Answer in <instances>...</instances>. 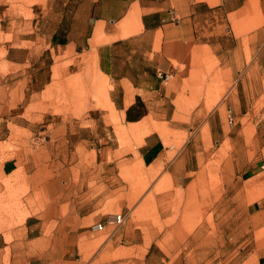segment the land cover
I'll use <instances>...</instances> for the list:
<instances>
[{
	"label": "crops",
	"instance_id": "obj_1",
	"mask_svg": "<svg viewBox=\"0 0 264 264\" xmlns=\"http://www.w3.org/2000/svg\"><path fill=\"white\" fill-rule=\"evenodd\" d=\"M51 5L59 19L53 22L49 43L66 54H88L90 74L100 79L103 90L107 85L103 101L115 114L111 118L117 116L126 135L139 136L131 139L118 165L145 169L148 180L161 172L182 182L188 161L179 157L177 139L196 118L203 119L219 145L233 139L225 125L231 129L236 120L246 119L254 125L248 149L264 156V111L254 110L264 101V0H52ZM49 20L45 15L37 19L39 34L46 35ZM77 21L79 26L71 24ZM228 109L233 127L227 124ZM246 129L240 127L235 138L244 140ZM12 134L10 124L0 118V190L30 184L37 201L29 204L20 197L13 210L27 215L13 220L14 243L3 241L0 247L9 248L10 261L20 250L25 264H188V256L193 264H204L197 230L166 246L150 243L142 250L140 244L124 245L119 228L107 231L116 228L107 223L114 213L102 211L105 202L92 201L90 190L84 212L76 207L65 212L63 204L46 207L44 176L28 168ZM120 149L119 144L114 148ZM242 177L231 197L242 199L241 213L245 220L251 218L250 229L264 231V163L249 166ZM97 223L104 228L92 230ZM102 231H107L104 239ZM94 244L88 257L84 248ZM260 247L258 261L264 258V237Z\"/></svg>",
	"mask_w": 264,
	"mask_h": 264
},
{
	"label": "rangeland",
	"instance_id": "obj_2",
	"mask_svg": "<svg viewBox=\"0 0 264 264\" xmlns=\"http://www.w3.org/2000/svg\"><path fill=\"white\" fill-rule=\"evenodd\" d=\"M51 3L0 0V118L12 127L10 139L24 150L28 168L44 176V205L63 204L65 212L68 207L84 212L90 190L92 201L105 202L102 211L125 215L120 226L107 230L119 228L124 245L140 244L142 250L150 243L166 246L197 230L204 264H264V258L258 261L264 231L250 229L251 218L245 220L241 213L242 199L231 197L241 186L243 171L264 163L260 150L248 149L254 125L242 119L230 129L223 122L233 139L219 145L202 118L190 119V129L177 139L179 157L188 161L182 172L188 176L180 183L161 172L148 180L147 170L118 165L116 160L139 136L126 135L117 116L111 118L115 114L103 101L107 85L103 90L100 79L90 74L88 54H66L63 47L49 43L53 22L59 19ZM44 15L50 19L45 36L36 24ZM254 110L264 111V101ZM240 127H247L244 140L235 138ZM117 144L120 151L114 150ZM165 144L169 145L167 139ZM4 191L0 190V247L3 241L14 243L13 220L27 215L13 212L20 197L29 204L37 201L30 184L19 190L8 185ZM233 208L236 212L230 214ZM107 231L99 235L104 239ZM96 245L84 248L88 257ZM9 255V248L0 250V264H25L20 250L16 260L10 261ZM188 257L187 263L193 264Z\"/></svg>",
	"mask_w": 264,
	"mask_h": 264
},
{
	"label": "built area",
	"instance_id": "obj_3",
	"mask_svg": "<svg viewBox=\"0 0 264 264\" xmlns=\"http://www.w3.org/2000/svg\"><path fill=\"white\" fill-rule=\"evenodd\" d=\"M227 124L230 127H233L235 124V119L230 109H228ZM124 220H125V215L123 213H114V214H109L107 216V223L114 225V226L121 225L124 222ZM103 228H104V225L102 223H97L91 226V229L95 231H100Z\"/></svg>",
	"mask_w": 264,
	"mask_h": 264
},
{
	"label": "trees",
	"instance_id": "obj_4",
	"mask_svg": "<svg viewBox=\"0 0 264 264\" xmlns=\"http://www.w3.org/2000/svg\"><path fill=\"white\" fill-rule=\"evenodd\" d=\"M132 117L128 114L127 119L130 120Z\"/></svg>",
	"mask_w": 264,
	"mask_h": 264
}]
</instances>
